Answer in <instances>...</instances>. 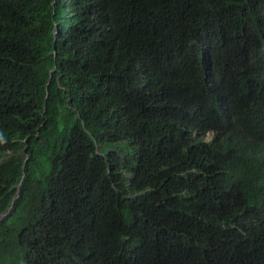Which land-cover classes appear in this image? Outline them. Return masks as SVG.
Instances as JSON below:
<instances>
[{"label":"trees","instance_id":"1","mask_svg":"<svg viewBox=\"0 0 264 264\" xmlns=\"http://www.w3.org/2000/svg\"><path fill=\"white\" fill-rule=\"evenodd\" d=\"M7 211L0 264H264V0H0Z\"/></svg>","mask_w":264,"mask_h":264},{"label":"water","instance_id":"2","mask_svg":"<svg viewBox=\"0 0 264 264\" xmlns=\"http://www.w3.org/2000/svg\"><path fill=\"white\" fill-rule=\"evenodd\" d=\"M8 214V211L0 216V221L3 219L4 216Z\"/></svg>","mask_w":264,"mask_h":264},{"label":"rangeland","instance_id":"3","mask_svg":"<svg viewBox=\"0 0 264 264\" xmlns=\"http://www.w3.org/2000/svg\"><path fill=\"white\" fill-rule=\"evenodd\" d=\"M207 138H208V136H207Z\"/></svg>","mask_w":264,"mask_h":264}]
</instances>
